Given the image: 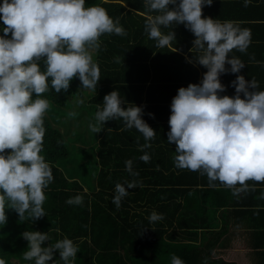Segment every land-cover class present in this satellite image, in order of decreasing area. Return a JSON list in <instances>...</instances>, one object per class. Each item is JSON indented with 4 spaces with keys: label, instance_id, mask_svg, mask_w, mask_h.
<instances>
[{
    "label": "clouds",
    "instance_id": "1",
    "mask_svg": "<svg viewBox=\"0 0 264 264\" xmlns=\"http://www.w3.org/2000/svg\"><path fill=\"white\" fill-rule=\"evenodd\" d=\"M251 2L243 0L245 7ZM143 3L155 12L147 16L145 31L156 46L167 47L175 40L173 30L162 29L182 23L195 36L191 49L197 53L194 60L207 68L200 83L179 87L170 104L167 140L176 146L175 165L206 174L210 182L219 180L229 187L239 184L236 192L248 188V180L264 181V90L258 88L255 78L246 80L241 74L231 81L235 94L221 95L226 88L221 74L239 73L245 66L229 53L247 50L250 30L231 20L203 16V6L213 0ZM85 4L86 0H0L4 25L0 27V225L7 221L6 208L33 221L46 215L45 189L54 177L42 154L44 116L50 103L41 94L50 87L57 93L66 91L74 77L83 89L96 92L100 67L92 49H99L105 33L126 35L105 7ZM123 102L118 89L105 94L103 106L89 122L90 130L100 132L106 121L122 119L126 128L135 127L143 134L146 143L142 148L151 147L156 131L142 118V107L133 103L123 107ZM140 159L148 162L151 157L145 152ZM125 166L131 175H139L133 170L132 159L126 160ZM136 186L135 180L126 186L115 184L112 202L116 207L121 206L128 189ZM83 199L77 194L66 202L82 204ZM162 218L155 210L149 216L153 222ZM22 237L28 241L25 261L56 264L58 253L64 264H75L79 247L71 238L65 236L44 246L50 240L48 232L25 230ZM0 264H7L3 257ZM170 264L185 261L173 253Z\"/></svg>",
    "mask_w": 264,
    "mask_h": 264
},
{
    "label": "trees",
    "instance_id": "2",
    "mask_svg": "<svg viewBox=\"0 0 264 264\" xmlns=\"http://www.w3.org/2000/svg\"><path fill=\"white\" fill-rule=\"evenodd\" d=\"M91 4L105 7L126 35L105 33L99 49L92 50L100 67L96 92H86L74 77L66 91L57 93L50 87L41 94L50 103V117L44 116L42 154L54 177L45 189L46 215L33 221L6 208L7 221L0 225V257L7 264H32L23 259L28 241L22 233L39 230L49 233L44 246L71 238L79 247L75 264H170L173 253L185 264H204L205 258L207 264H236L214 255L230 220V187L219 180L209 182L199 171L178 168L175 143L167 140L173 96L179 87L198 83V66L189 61H195L197 54L189 51L194 34L182 23L172 25L162 30H173L175 40L157 47L145 31L147 16L155 12L143 0H86V7ZM39 63L43 71V60ZM114 89L119 90L123 107L131 103L142 107V118L156 131L151 147L142 148L143 134L135 127L126 128L122 119L106 121L100 132L90 130L103 97ZM75 95L88 99L70 110L69 99ZM74 124L78 126L73 128ZM145 152L151 157L148 162L140 159ZM128 159L138 176L126 170ZM133 180L137 186L128 189L116 207L115 184L126 186ZM77 194L84 197L82 204L66 202ZM154 210L163 218L150 221ZM54 260L64 264L58 253Z\"/></svg>",
    "mask_w": 264,
    "mask_h": 264
},
{
    "label": "crops",
    "instance_id": "3",
    "mask_svg": "<svg viewBox=\"0 0 264 264\" xmlns=\"http://www.w3.org/2000/svg\"><path fill=\"white\" fill-rule=\"evenodd\" d=\"M207 14L221 21H234L251 32V43L246 51L233 49L229 53L230 56L239 57L245 66L239 73L221 74L220 80L226 86L221 95L235 94L231 81L241 74L246 80L255 78L259 82L258 88L264 90V0H252L247 7L243 0H213L211 5L203 6L202 15ZM185 55L189 57L187 53ZM189 61L198 66L197 82L200 83L207 68L191 59ZM226 67L230 65L226 64ZM209 182L204 185L208 187ZM246 183L249 187L239 192L234 190L241 187L239 184L230 187L231 204L227 209L230 220L226 223L227 230L222 234L214 255L236 264H264V181L248 180ZM222 224L221 220L219 228Z\"/></svg>",
    "mask_w": 264,
    "mask_h": 264
},
{
    "label": "rangeland",
    "instance_id": "4",
    "mask_svg": "<svg viewBox=\"0 0 264 264\" xmlns=\"http://www.w3.org/2000/svg\"><path fill=\"white\" fill-rule=\"evenodd\" d=\"M92 50H94V49H92ZM84 90H86V89H84ZM86 92H92V91L86 90ZM87 99H88V96H85V97H82V95L71 96L69 99L68 107L70 110L76 109V108H78V106L81 105V103H85L87 101ZM46 113L49 115L50 110L48 109ZM49 117H50V115H49ZM77 126H78L77 124H74L73 128H75ZM78 143L81 144L82 142L79 141Z\"/></svg>",
    "mask_w": 264,
    "mask_h": 264
}]
</instances>
